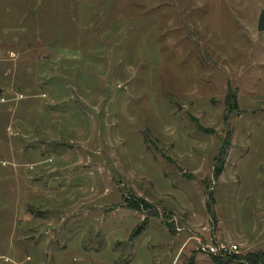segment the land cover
<instances>
[{"label":"rangeland","instance_id":"obj_1","mask_svg":"<svg viewBox=\"0 0 264 264\" xmlns=\"http://www.w3.org/2000/svg\"><path fill=\"white\" fill-rule=\"evenodd\" d=\"M262 12L0 0V264L264 255Z\"/></svg>","mask_w":264,"mask_h":264},{"label":"built area","instance_id":"obj_2","mask_svg":"<svg viewBox=\"0 0 264 264\" xmlns=\"http://www.w3.org/2000/svg\"><path fill=\"white\" fill-rule=\"evenodd\" d=\"M218 248L213 247V246H207V247H204V250L207 251V253H209V254L216 255L218 252ZM219 250H220L221 254L225 255V254L230 253L232 251L238 250V247L236 245H234V246H231L229 248V247H227V245L221 244Z\"/></svg>","mask_w":264,"mask_h":264},{"label":"trees","instance_id":"obj_3","mask_svg":"<svg viewBox=\"0 0 264 264\" xmlns=\"http://www.w3.org/2000/svg\"><path fill=\"white\" fill-rule=\"evenodd\" d=\"M139 203H144L145 205H147L146 202L143 201V200L139 201ZM134 208L139 209L138 206L137 207H134ZM214 260L216 262H218V260L220 261V259H216V258ZM248 263L249 264H264V255H250L248 257Z\"/></svg>","mask_w":264,"mask_h":264},{"label":"water","instance_id":"obj_4","mask_svg":"<svg viewBox=\"0 0 264 264\" xmlns=\"http://www.w3.org/2000/svg\"><path fill=\"white\" fill-rule=\"evenodd\" d=\"M258 30L264 31V12H262L260 15ZM0 93H2L1 88H0ZM180 171H182V170L180 169Z\"/></svg>","mask_w":264,"mask_h":264},{"label":"crops","instance_id":"obj_5","mask_svg":"<svg viewBox=\"0 0 264 264\" xmlns=\"http://www.w3.org/2000/svg\"><path fill=\"white\" fill-rule=\"evenodd\" d=\"M10 53H13V52L10 51ZM1 89H2V88H1ZM2 92H3V89H2Z\"/></svg>","mask_w":264,"mask_h":264}]
</instances>
